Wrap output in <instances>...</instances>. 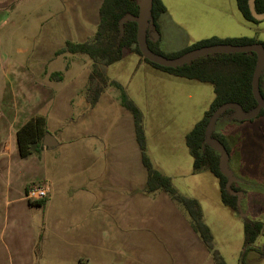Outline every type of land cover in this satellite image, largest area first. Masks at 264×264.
I'll return each instance as SVG.
<instances>
[{"label":"crops","instance_id":"crops-1","mask_svg":"<svg viewBox=\"0 0 264 264\" xmlns=\"http://www.w3.org/2000/svg\"><path fill=\"white\" fill-rule=\"evenodd\" d=\"M1 1L0 12H4L16 0ZM102 1L60 0L64 9L74 13L72 17L63 13L57 20L64 35L58 44L53 37V20L40 46L29 48L18 42L14 47L11 35H5L3 43L0 37V264H133L128 259L112 262L103 258V225H109L116 235L112 242L119 246L117 249L127 248L135 237V226L144 225L153 233L154 243L167 240L165 233L172 231V237H191L196 241L195 232L168 195L162 191L146 192V171L135 140L132 116L119 100L106 97L110 87H105L92 107L85 96L75 103L87 83L90 59L85 55H67L73 61L82 58V64L75 61L61 67L55 56L66 41L82 43L92 38ZM253 26L256 36L248 38L264 43V18ZM238 37L247 36L219 39ZM149 38L157 40L161 48L160 33L151 32ZM132 55L145 68L142 59ZM86 66L88 69H83ZM260 80H264V69ZM55 85H64L67 92L55 94ZM53 100L56 108L46 117V129L56 145L51 149L43 146L38 154L21 159L16 132L36 115L40 106ZM72 104L79 110L75 120L70 116ZM142 119L147 146L143 114ZM40 183L49 187V193L41 206L45 237L42 245H36L31 222L34 207L25 198V191ZM166 221L172 224V231L165 228ZM122 233L125 236L118 240ZM138 234L137 238L144 235ZM203 246L198 245L197 249L204 255ZM169 260L162 257L146 264H169ZM207 260V264H215ZM173 264L183 263L179 259Z\"/></svg>","mask_w":264,"mask_h":264},{"label":"rangeland","instance_id":"rangeland-1","mask_svg":"<svg viewBox=\"0 0 264 264\" xmlns=\"http://www.w3.org/2000/svg\"><path fill=\"white\" fill-rule=\"evenodd\" d=\"M161 1L166 8V12L159 18L161 51L164 54L181 51L187 44L211 37L256 36L253 24L242 18L234 0ZM63 7L60 0L14 1L7 11L0 12L1 42L3 43L5 35H11L14 47L18 42L29 48L40 46L41 41L46 39L47 29L51 27L53 20V37L55 44H58L64 35L57 20L63 13L71 17L74 13V10L69 12ZM151 32L153 28L148 25L147 36ZM7 48L9 51L8 45ZM132 54L135 53L126 50L119 62L101 67V81L108 83L109 78L123 86L145 117L147 155L152 165L171 178L172 185L181 195L195 199L200 204L203 221L213 235L214 248L219 251L225 263L240 264L243 221L255 220L264 224V117L257 115L245 120L235 107H229L217 115L209 132V138L216 132L226 137L229 144L230 153H223L222 169L229 180V191L230 185L239 188L236 193L239 212H233L222 204L218 182L209 172L192 173V159L185 145L186 134L202 118L213 99L212 86L153 70L148 68L146 63L143 68L133 60ZM67 55L71 54H55L61 67L71 65L75 61L79 65L82 64V58L73 61L72 57L68 58ZM55 86V94L67 92L63 88L64 85ZM108 87L111 90H108L106 97L119 100L118 91ZM260 88L264 96V80H260ZM82 96H85L83 90L75 103ZM54 104V100L43 104L36 114L51 116L56 108ZM76 108L75 104L71 105L70 116L74 120L79 111ZM210 139L216 142L212 137ZM32 206L34 208L31 210V222L36 233V245H42L45 237L44 211L41 207ZM179 210L189 223L184 210L180 207ZM106 221H109V218H106ZM167 222L165 228L172 231V224L169 226ZM111 231L113 230H110L109 225H103L101 239L103 258L112 262L128 259L132 260L133 264H146L152 259L162 257L170 259L169 264L179 259L183 264H207V259L212 261L204 246V255L197 249V246L203 243L195 233L196 241L191 237H172V231L165 233L167 240L154 243L155 237L151 231L146 230L145 225L143 228L135 226L133 242L127 245V248L117 249L119 246L112 242L116 235ZM137 232L144 233L143 237L137 238L140 235H137ZM124 236L123 233L119 234L117 239L120 240ZM142 242L149 245H138ZM262 249L264 236H259L253 244L255 251L248 254L246 264H264V255L261 257L258 254Z\"/></svg>","mask_w":264,"mask_h":264},{"label":"trees","instance_id":"trees-1","mask_svg":"<svg viewBox=\"0 0 264 264\" xmlns=\"http://www.w3.org/2000/svg\"><path fill=\"white\" fill-rule=\"evenodd\" d=\"M242 18L252 24H258L259 19L252 16L249 9V0H234ZM139 0H103L99 8V22L91 39L74 43L66 41L63 47L56 51V55L64 53L71 55H85L91 62V70L87 83L83 89L89 107L97 102L106 86L115 88L119 93V101L132 116L135 140L141 154V163L146 171V192L153 194L162 191L182 208L189 219L191 229L202 241L211 259L215 264H226L219 251L214 248L213 235L209 227L203 221V214L200 204L192 198L181 195L172 185L171 179L155 169L147 155L146 138L143 128L142 114L135 103L128 97L124 88L116 81L108 83L101 81V67L110 66L119 62L126 50H129L142 61L154 69L165 72L171 76L195 80L201 83L210 84L213 88V99L208 109L203 113L202 118L195 123L192 129L185 136V145L192 159V173L202 171L209 172L218 182L219 195L224 206L233 212H239L238 198L236 193L239 188L227 186V177L219 168L220 154L205 142V132L208 122L213 113L226 104H236L241 107L244 114L248 115L256 109V102L251 93V80L256 63L254 53L243 54H215L200 57L189 64L177 68H165L153 64L142 57L136 43L137 24L135 20H122L129 16L132 19L138 16ZM166 12L161 0H152L149 25L153 32L159 34L158 19ZM253 12L264 18V0L253 1ZM260 45L264 49V43L255 38L238 37L219 39L211 37L200 40L181 51L164 54L161 51L158 41L150 40L147 36L149 49L157 55L166 58H175L188 51L207 47L211 45ZM260 89V79H259ZM260 93L264 99L262 91ZM258 117H264L261 110ZM48 134L46 129V117L41 114L32 116L16 132L18 152L21 159H27L33 154H38L43 145L42 140ZM211 137L220 144L227 154L230 148L226 137L213 132ZM233 192V193H232ZM45 200L31 203L41 207ZM259 236H264V224L255 220L243 221V244L239 255V263L246 264V258L253 250V244ZM259 256L264 255V249L258 251Z\"/></svg>","mask_w":264,"mask_h":264},{"label":"water","instance_id":"water-1","mask_svg":"<svg viewBox=\"0 0 264 264\" xmlns=\"http://www.w3.org/2000/svg\"><path fill=\"white\" fill-rule=\"evenodd\" d=\"M253 1L254 0L248 1L249 9L252 13V16L260 20L263 17L258 16L253 12ZM151 6H152V0H139L137 18L132 19L131 17L127 16L122 20V22L126 20L136 21V24H137L136 43H137L139 52L141 53L143 58H145L146 60H148L149 62L153 64H156L160 67H165V68H177V67H181L183 65L189 64L190 62H192L193 60L197 58L205 57L209 55H215V54L229 55V54L254 53L256 55V63H255L252 80H251V93H252V97L254 101L256 102V109L252 113L246 115L243 113L240 106L236 104H226L218 108L213 113L206 127L205 142L217 152L220 151L222 153L221 155V153L219 152L220 154L219 168L221 172L225 175V170L222 169V163H223V157H224L223 153L225 155H227V153L224 150V148L220 144H218L216 140H215L216 142L211 141L210 139L211 137L209 138V132L212 129L213 123L217 115L226 108L235 107L240 113V116L245 120H250L251 118H254L255 116L259 114L261 110L264 111V99L259 89V79H260L261 72L264 69V49L260 45H256V44L242 45V46L225 44V45H211L207 47L194 49V50L188 51L175 58H166V57L157 55L156 53L152 52L147 45V26L149 25ZM42 145L47 149H51L56 145V141L51 135L46 134L42 140ZM228 182L229 180L227 181V186L229 184Z\"/></svg>","mask_w":264,"mask_h":264},{"label":"built area","instance_id":"built-area-1","mask_svg":"<svg viewBox=\"0 0 264 264\" xmlns=\"http://www.w3.org/2000/svg\"><path fill=\"white\" fill-rule=\"evenodd\" d=\"M49 187L45 183L29 186L25 191V198L28 202L35 203L47 198Z\"/></svg>","mask_w":264,"mask_h":264}]
</instances>
